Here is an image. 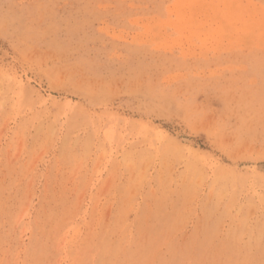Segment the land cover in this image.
I'll use <instances>...</instances> for the list:
<instances>
[{
    "label": "rangeland",
    "instance_id": "rangeland-1",
    "mask_svg": "<svg viewBox=\"0 0 264 264\" xmlns=\"http://www.w3.org/2000/svg\"><path fill=\"white\" fill-rule=\"evenodd\" d=\"M0 264H264V0H0Z\"/></svg>",
    "mask_w": 264,
    "mask_h": 264
},
{
    "label": "bare ground",
    "instance_id": "bare-ground-1",
    "mask_svg": "<svg viewBox=\"0 0 264 264\" xmlns=\"http://www.w3.org/2000/svg\"><path fill=\"white\" fill-rule=\"evenodd\" d=\"M114 258V257H113Z\"/></svg>",
    "mask_w": 264,
    "mask_h": 264
}]
</instances>
